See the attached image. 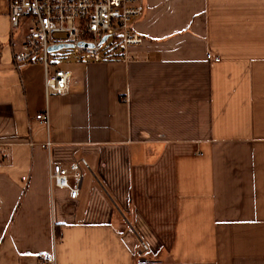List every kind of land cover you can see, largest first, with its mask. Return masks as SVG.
<instances>
[{"label":"crops","instance_id":"crops-1","mask_svg":"<svg viewBox=\"0 0 264 264\" xmlns=\"http://www.w3.org/2000/svg\"><path fill=\"white\" fill-rule=\"evenodd\" d=\"M141 2L130 58L46 98L0 0V264H264V0ZM81 158L71 199L48 164Z\"/></svg>","mask_w":264,"mask_h":264},{"label":"built area","instance_id":"built-area-1","mask_svg":"<svg viewBox=\"0 0 264 264\" xmlns=\"http://www.w3.org/2000/svg\"><path fill=\"white\" fill-rule=\"evenodd\" d=\"M11 29V43L19 42L13 51L12 61L16 67L39 63L44 74V94L62 95L69 89L70 72L49 63V50L54 45L70 44L88 57L100 55L124 59L129 47L137 46L142 37L132 28V21L143 14L141 0H6ZM19 35L14 37V33ZM112 37L118 45L117 54L102 53L105 43ZM106 37L105 40L103 38ZM55 51V50H54ZM213 60L218 58L207 55ZM46 128L49 124L47 107L36 114ZM46 140L42 146L48 148ZM89 168L84 158L74 160L67 166L50 162L48 180L50 186L67 190L71 199L77 198L82 181V169ZM24 179V178H23ZM143 250L146 244L141 242ZM38 264H56L54 252H42Z\"/></svg>","mask_w":264,"mask_h":264},{"label":"rangeland","instance_id":"rangeland-1","mask_svg":"<svg viewBox=\"0 0 264 264\" xmlns=\"http://www.w3.org/2000/svg\"><path fill=\"white\" fill-rule=\"evenodd\" d=\"M18 35L19 31L14 33V37H17ZM118 52H120V48L118 45H114L112 43V37L110 36L109 40L105 43V48L102 53L117 54ZM89 58L90 57H88L84 52L79 51L76 47H67L52 51L49 56V63L51 65L63 66L65 63Z\"/></svg>","mask_w":264,"mask_h":264},{"label":"water","instance_id":"water-1","mask_svg":"<svg viewBox=\"0 0 264 264\" xmlns=\"http://www.w3.org/2000/svg\"><path fill=\"white\" fill-rule=\"evenodd\" d=\"M105 39H106V37L103 38V40H105ZM67 47H72V45H70V44H65V45H61V44H59V45H54V46H51V47L49 48V50H50V51H54V50H58V49H61V48H67Z\"/></svg>","mask_w":264,"mask_h":264}]
</instances>
